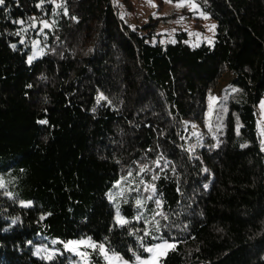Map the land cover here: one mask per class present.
<instances>
[{"label":"trees","instance_id":"1","mask_svg":"<svg viewBox=\"0 0 264 264\" xmlns=\"http://www.w3.org/2000/svg\"><path fill=\"white\" fill-rule=\"evenodd\" d=\"M195 1L212 44L133 27L130 0L0 5V264H72L33 245L86 237L131 261L170 241L159 264H264V0Z\"/></svg>","mask_w":264,"mask_h":264},{"label":"rangeland","instance_id":"2","mask_svg":"<svg viewBox=\"0 0 264 264\" xmlns=\"http://www.w3.org/2000/svg\"><path fill=\"white\" fill-rule=\"evenodd\" d=\"M114 1L116 2V0ZM160 1L161 0H130V3L127 2L126 6L123 5L122 3L120 4L121 14H123L126 17V19L133 27L145 23L151 15H153L154 17H159L161 22L158 27V32L163 35V39L165 42L167 41L170 42L175 40V30L179 27L188 33L187 41L193 46H198L199 44L204 42L208 44H212L214 42L217 22L208 13L203 12L201 10L200 6L197 4V1L193 0V2L199 6L198 12L193 11L192 9L187 7V5L185 7L177 8L176 3H178L179 0L178 1L172 0V3L167 2V0H162L161 5H160ZM189 11H192L194 14H196L202 19V27H197L194 18H192L190 15H187V12ZM200 12L204 13V15L207 16L208 18L205 19L202 16H200L199 15ZM181 18H183L182 21ZM45 21L46 20H43L41 22L40 24L41 29L42 28L44 29L43 22ZM177 21H181V22L178 23ZM48 23L50 27H52L53 22H48ZM213 25L215 26L214 28L212 27ZM41 53L42 52L40 50L35 49L32 56L30 57L31 61L37 58ZM233 76L234 74L232 71H230L227 67H223L220 72V75L211 85L208 95L209 98L210 97L215 98V100H211V101L209 99V104L211 103L212 105V113L216 102L220 98L222 89L232 80ZM262 102H264V97L262 98L258 107V111H259L258 127H259L260 136H261V129H264V108L261 107ZM207 114H208V119L210 120L211 115H209V111ZM209 123L210 122H208V128L210 127ZM261 139L264 140V136H261ZM262 146L264 149V143H262ZM110 198H112L111 193H110ZM116 218L117 221L118 218L127 221V219L124 218V216H122L118 210H117ZM80 240H90L91 242L100 245L99 243L93 241L90 237L81 238V239H71L68 241H64L59 238H48L47 241H40L38 243H35L33 245V253L37 257H42L44 259L50 260L47 258L49 255H51L52 258H54L56 253H61L62 250L64 249L69 253L72 264H125V262H127V264H139V261H137V259L131 261L124 258L118 253H110V252H108L109 257H120L121 259L106 260L103 256L102 263H95L96 249H92L86 246H79L77 251L74 252V251H70L68 248H65L64 246L69 241H80ZM163 242L165 241L156 243L154 245L146 246V248L155 247L156 245L161 244ZM166 242L168 244H174L170 241H166ZM170 249L171 248L159 249L155 255V258L152 261V264H159L160 260L167 254V252ZM79 253H84L85 255L82 256ZM150 257H152V253H149L147 257H140V259L148 260Z\"/></svg>","mask_w":264,"mask_h":264},{"label":"snow or ice","instance_id":"3","mask_svg":"<svg viewBox=\"0 0 264 264\" xmlns=\"http://www.w3.org/2000/svg\"><path fill=\"white\" fill-rule=\"evenodd\" d=\"M167 2L172 3V0H167ZM3 4H4V0H0V5H3ZM186 5H187V7H189L190 9H192L193 11H197V12L199 11V6L197 4H195L193 2V0H179V2L176 3V7L177 8L185 7ZM153 6H155V5H153ZM65 14H67L66 13V10H65ZM199 15L202 16L205 19L208 18L202 12H200ZM182 20H183V18H181V21ZM181 21H177V22L179 23ZM20 23H23V21H20ZM43 27L44 28H49L50 25H49L48 22L45 21V22H43ZM212 27L214 28L215 26L213 25ZM13 47H15V45H13ZM29 62H31V58H29ZM209 99H210V101L211 100H215L214 97H210ZM261 107L264 108V102H262ZM211 113H212V105L210 103L209 104V115H211ZM40 123H47V121H40ZM194 135H195V133H194ZM261 136H264V129H261ZM261 142L264 143V140H262ZM157 166H159V162H157ZM141 171H144V169H142ZM129 175H131V173H129ZM152 179L155 180V179H158V177L157 176H153ZM0 187H3V185L0 184ZM148 187L153 192L155 191L154 185H149ZM149 199H151V197H149ZM136 205L138 207H142L141 200H136ZM157 206L159 207V202H157ZM156 215H162V213H156ZM137 219H140V217H137ZM164 219H167V217H164ZM153 220H155V217H153ZM118 222L121 223V224H126L127 223L126 220H122V219H119V218H118ZM154 227H155L156 231H159V227H160L159 226V221H155ZM64 246H65V248H68L70 251H74V252L77 251V249L79 248V246H86V247H89V248H92V249H98L99 252L101 254H103V256H104V258L106 260L121 259L120 257H109L108 256V252L104 248V245L103 244L97 245V244L91 242L90 240L69 241ZM174 247H175L174 244H168L165 241V242H163L161 244L156 245L155 247H149V248H146L145 249V251H147L149 253H152V257H150L148 260H141L140 257H136V259H137V261H139V264H152V261L155 258V255H156V253H157V251L159 249L174 248ZM79 254L82 255V256L85 255L84 253H79ZM47 258L48 259H52V256L49 255ZM125 264H127V262H125Z\"/></svg>","mask_w":264,"mask_h":264}]
</instances>
